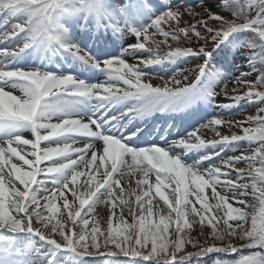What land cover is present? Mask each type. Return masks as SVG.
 <instances>
[{
  "label": "snow or ice",
  "instance_id": "snow-or-ice-1",
  "mask_svg": "<svg viewBox=\"0 0 264 264\" xmlns=\"http://www.w3.org/2000/svg\"><path fill=\"white\" fill-rule=\"evenodd\" d=\"M82 4L97 17L108 18L101 0H0V15L7 16L0 25V42L13 37L23 42L16 49L0 48V56L16 55L37 43L44 49H63L109 74L107 81L87 85L71 75L0 68V128L18 130L0 139V229L30 233L79 258L179 264L193 256L256 247L259 252L240 256L234 264H264V78L249 79L242 73L209 94L218 103L219 98L252 103L255 115L243 120L212 117L182 138L165 141L164 147H139V138L130 139L134 133L109 130L116 117L74 115L66 99L88 98L101 109L132 99L147 110L189 93L213 50L233 30L250 29L264 42V0H248L247 17L202 4L178 7L172 0H123L117 9L120 19L108 26L127 28L134 39L121 55L100 62L59 34V17ZM153 8L159 15L150 14ZM137 14L150 19L133 27ZM176 55L199 59L192 73L195 80L187 74L159 80L141 70L157 58ZM145 78L162 84L153 86ZM217 126H227L229 133ZM23 129L30 138H23ZM204 129L214 136L207 138ZM237 141L249 142V149L212 153L208 159L214 162L207 166H187L170 155L175 147ZM205 189L211 190L210 197ZM99 204L109 211L103 226L93 215ZM197 225L199 236L194 238Z\"/></svg>",
  "mask_w": 264,
  "mask_h": 264
},
{
  "label": "rangeland",
  "instance_id": "rangeland-1",
  "mask_svg": "<svg viewBox=\"0 0 264 264\" xmlns=\"http://www.w3.org/2000/svg\"><path fill=\"white\" fill-rule=\"evenodd\" d=\"M159 2V0H158ZM174 4L178 7L181 6H196V5H203L206 9L211 8L213 10H218L225 15H233L227 9V3L224 0H172ZM239 3V7L243 10L246 16L249 15L248 8L250 5L248 4V0ZM123 3V0H106L103 2L104 9L107 13H109V17L113 20H119V14L115 10L116 7L120 6ZM219 5V7H218ZM236 10V9H235ZM242 13V12H241ZM150 14L159 15V12L156 9H150ZM239 15V14H238ZM138 19H134L131 21L133 27H138L142 23H147L150 19V15L139 16L137 14ZM108 17V19H110ZM240 17V15L238 16ZM80 18H83L80 20ZM104 19V18H102ZM7 20L6 15H0V23H4ZM95 20V22H94ZM105 22V21H104ZM58 23L60 24L59 34L61 37L71 43L76 44L80 49L87 53L88 56H93L92 50H94V46H97L96 42H100L103 40H98V37L105 36L108 33V26L102 23H97L96 19L93 17V13L89 12L88 9L82 4L76 11L68 10L65 12L64 15L59 17ZM74 23H82V26H86V32L88 28L92 29L93 35L95 32H101L100 34L94 36L92 41H86L85 38L81 37L79 40L77 39L74 42V37L69 33L70 29H73ZM94 24V26H93ZM103 25V27H101ZM93 26V27H92ZM109 30H113L112 27ZM120 33V39L122 48L125 47L128 43H131L134 39L132 33L127 30V28L118 29ZM258 35V33H254ZM79 38V37H78ZM162 39V37H158ZM251 39V36L247 37ZM106 39L109 40V37L106 36ZM259 39V36H258ZM244 40V39H243ZM247 40V41H250ZM23 42L17 38L13 37L11 40H6L5 42H0V48H10L16 49L17 44H22ZM229 44V45H228ZM92 45V46H91ZM257 46L250 47V43L245 42V45L242 46L241 40H237L232 42L231 35L229 36L217 47L213 50L211 56L208 59L207 66L205 71L200 74L199 79L196 80L195 86L193 90L189 93L183 94L178 97H174L168 99V103H164V100L160 101L156 105L152 106V110L158 111L159 105H162L163 112L168 115V113L174 114L177 117H180V123L188 124L185 128L179 129L178 133L171 134L172 138H164L161 141L159 134L155 131H149L147 136L150 138H155L154 141L150 143L138 145L139 147H146L149 145L160 146L164 147L165 141H174V139L178 140L183 136L193 132L197 129L200 125L204 124L208 119L212 117H221L231 120H243L249 115L256 114L255 105L252 103H248L244 100H240L238 102H231L228 100H224L223 98H219V103L215 97L209 96L210 93H214L216 90L221 88L228 80L239 77L242 73L245 74L249 79L256 77L257 78V71L256 69L250 70L249 68L252 64L248 61V54L252 48ZM103 50H107L108 48L102 47ZM110 49V48H109ZM48 51L55 54L54 48H50ZM20 54V53H19ZM146 54V53H145ZM121 55V54H119ZM119 55H110L109 57H115ZM1 57V56H0ZM19 55H13L8 60H1L0 59V68L9 67H17V63L22 60H17ZM36 61L39 64H34L28 66L29 68H33L35 70H44V72L50 73L51 69H43L42 62H41V54L38 51L35 55ZM108 57V58H109ZM2 58V57H1ZM66 61L65 63H61L56 69V71L51 72V74L62 76V75H71L75 80L81 81L82 77L79 75H75L68 70L73 67L75 69H79L76 67L75 57L71 54L65 55ZM107 58V59H108ZM55 59V58H53ZM53 59L50 57L47 61L51 62ZM76 59V60H75ZM129 61L134 62V58L132 56H128ZM45 62V60H44ZM2 63L6 66H3ZM56 64L57 60H56ZM80 65V62H78ZM199 64V59L195 56L191 55H176V56H169L167 58H157L153 62L147 64V66L143 67L141 70L150 75L153 78L159 80H167L177 74H187L190 80H195L196 78L193 76V71L196 65ZM32 70V69H29ZM84 82V81H83ZM144 82L151 83L153 86L157 84H162V81H158L155 79H147L145 78ZM85 83V82H84ZM98 82H91L85 83L87 85L96 84ZM13 94H17L14 92ZM69 101L72 102V107L74 109L73 114H80L84 115L81 111L75 108L78 103V98L74 97H66ZM134 101L132 99L122 100L119 102L111 103L109 105L110 110L107 113V116H118L122 111H124L126 104L129 102ZM166 101V100H165ZM91 103V102H90ZM131 107L135 108V104L137 102L129 103ZM80 105V104H79ZM78 105L79 109L81 107ZM119 106V107H118ZM117 107V108H116ZM138 112L141 116L148 114L146 110H141L140 107H137ZM161 113V114H162ZM134 112H130L128 116H132ZM169 114V115H171ZM141 118V117H140ZM189 119L184 120L183 119ZM147 119H141L134 124H137L134 128L144 129V122ZM143 126V127H142ZM189 126V127H188ZM248 126V125H246ZM221 129L224 134L229 133V129L227 126H217ZM131 128V127H130ZM178 127H172V130H176ZM28 130V129H27ZM18 130L8 129V128H0V139L10 138L17 134ZM22 131L23 138H30L31 133H26ZM110 131H117L115 130ZM233 131L239 132L238 129H233ZM120 132V131H119ZM203 134L207 138H212L214 133L210 130L204 129L202 130ZM121 133V132H120ZM185 133V134H183ZM140 139V138H139ZM133 147L137 146L135 144L131 145ZM250 145L249 142L246 141H237L233 143H229L226 145H200L194 148L184 149L180 147H175L170 151V155H175L177 158L181 160V162L187 166H191L196 164L197 167L207 166L208 164L213 163V160L208 159V157L212 153H219L220 156L223 155H230L236 151H247ZM99 178V177H97ZM83 177L79 178V182L83 181ZM125 186L128 185V180L125 179L124 181ZM134 185V181H133ZM7 188V186L5 185ZM219 190V189H218ZM205 193L210 197L211 190L205 189ZM68 195L69 200L71 201L72 197L70 193H66ZM167 194V193H166ZM223 194V193H222ZM58 207H62V201L56 202ZM78 203V202H77ZM162 205V201L160 202ZM234 207L238 205L235 202H232ZM163 210V209H161ZM119 211V209H117ZM95 218L102 222L105 220L106 216L109 215L108 208L104 204H99L96 206L95 211L93 213ZM125 219L131 223V217L127 215V209H125ZM123 227V226H121ZM192 236L198 237L199 236V226L193 230ZM190 247V246H189ZM75 254H71L68 250L64 249H57L54 245L49 244L47 241H41L37 236H34L30 233H11L6 230L0 229V264H75L73 260L78 261V264H129L125 259V257H92V260L87 259H79L74 256ZM210 255L211 259L207 264H213V261H217V264H234V262L240 256H247V255H240L238 257L230 258V259H222L218 258V256H222V252H214ZM205 255V256H208ZM60 257L59 260H57ZM201 259H198L200 261ZM194 260V263L198 262ZM137 264H143L140 261ZM146 264V263H145Z\"/></svg>",
  "mask_w": 264,
  "mask_h": 264
},
{
  "label": "trees",
  "instance_id": "trees-1",
  "mask_svg": "<svg viewBox=\"0 0 264 264\" xmlns=\"http://www.w3.org/2000/svg\"><path fill=\"white\" fill-rule=\"evenodd\" d=\"M237 2V1H236ZM235 5L234 2H230V6ZM237 6V11L235 13V15L237 16H246L243 12V10L239 7V3H236ZM242 12V13H241ZM239 14V15H238ZM247 17V16H246ZM248 30V29H247ZM244 33L242 34L240 31H236V34L238 35H242V37H244L245 39H248L245 35V31L246 29H243ZM252 41L250 40V44L251 45H255L257 46V48L251 53V57H250V62L252 64L251 68L252 69H256L257 71V78H264V42L261 41V39H258V35L253 34L251 36ZM260 249L256 248V247H244L242 249H239L237 252L231 253V254H227V253H223L222 252V256H218V258H222V259H230V258H234V257H238L240 255H251L253 253L259 252ZM198 259H201L200 261H198ZM211 259L210 255L208 256H204L203 258H197L195 256L181 261L179 262V264H207L209 262V260ZM194 260H197V263H194ZM141 263L145 264L146 262L144 261H140Z\"/></svg>",
  "mask_w": 264,
  "mask_h": 264
},
{
  "label": "bare ground",
  "instance_id": "bare-ground-1",
  "mask_svg": "<svg viewBox=\"0 0 264 264\" xmlns=\"http://www.w3.org/2000/svg\"><path fill=\"white\" fill-rule=\"evenodd\" d=\"M226 1V3H230L231 1H233V0H225ZM239 1H244V3H246L245 1L246 0H239ZM231 9V6H229V10ZM246 17V16H245ZM255 32H253L252 30H250V29H248L247 30V34H248V36H252L253 34H254ZM92 110L98 115L99 114V112H104V109H101V108H99V107H97V104H96V102L94 101V105H93V108H92ZM135 109H133L132 111H134ZM131 112V111H130ZM74 115H76V114H74ZM127 115L128 114H125V112L124 113H122L120 116H118L115 120H112V121H110V122H112V128H114V127H116V126H118L119 125V128H124V127H126V125L128 124L129 126H131V125H133V123H134V121L136 120V118L138 117V114H136V115H134L133 116V118L132 119H127ZM150 115H151V110H150ZM79 116H81V115H79ZM81 117H83L84 118V116H81ZM102 119V118H101ZM140 131H142V130H139V132ZM24 132H26L27 133V130L26 129H24ZM131 133H133L132 131H131ZM132 137H135V135H133ZM132 137H130V139L131 140H133V138Z\"/></svg>",
  "mask_w": 264,
  "mask_h": 264
}]
</instances>
